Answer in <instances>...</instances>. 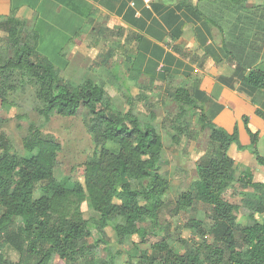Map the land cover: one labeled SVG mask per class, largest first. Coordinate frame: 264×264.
<instances>
[{
    "label": "trees",
    "instance_id": "trees-1",
    "mask_svg": "<svg viewBox=\"0 0 264 264\" xmlns=\"http://www.w3.org/2000/svg\"><path fill=\"white\" fill-rule=\"evenodd\" d=\"M200 1L188 3L186 7L195 10L198 16L205 15L200 10ZM227 1L228 4L217 0L208 5L229 8L232 0ZM236 1L239 6L238 0L232 2ZM205 16L214 22L217 18L211 10ZM0 32H4L0 41L5 43L0 52V78L26 75L41 103L38 111L46 119L54 113L74 116L84 107L97 128L99 140L96 142L99 146L82 163L83 181L72 180L69 187V176L58 180L54 175L60 166L61 150L55 137L31 124L22 138L23 154H20L12 150L0 131V236L12 242L22 255L26 254L25 260L32 264H57L58 261L68 264L85 256L90 248L87 238L91 236L93 224L84 218L81 205L88 200L92 210L99 214L95 228L102 235L94 247L107 245L104 228L110 223L118 244L134 234L142 244H149L150 252L141 250L137 260L128 264H264V219L256 216L264 213V182L254 181L251 173L237 180L262 194L261 199L243 200L250 210L245 224L238 221L239 204L230 202L224 195L236 180L235 161L229 150L232 146L246 149L236 125L231 130L217 125L183 86L169 92L179 108L176 117L171 119L177 132H186V108H189L198 115L201 127L208 130L209 140L217 145V155L197 165L195 191L188 192L187 196L182 194L180 200L184 205L193 197L207 205L209 221L189 218L186 226L212 239H204L195 249L180 253L165 235L155 234L153 230L141 231L138 227L146 219L157 223L164 205L162 196L170 188L169 180L159 172L163 142L152 123L155 114H151V121L142 123L132 110L123 113L116 108L101 83L86 78L71 86L62 81L59 73L67 64L66 58L58 63L37 58L39 35L33 22L27 23L12 12L0 19ZM246 34L241 35V44L253 45L254 41L248 42ZM241 83L264 89V67L250 68L241 76ZM0 99L2 103L8 102L3 90H0ZM256 113L264 119L262 110L257 109ZM242 119L255 159L264 168V153L260 154L256 146L259 134L250 129L247 116ZM171 138L177 142L178 134L172 133ZM125 177L137 181L138 188H133ZM17 223L21 225L17 227ZM100 263L117 264L114 257Z\"/></svg>",
    "mask_w": 264,
    "mask_h": 264
},
{
    "label": "rangeland",
    "instance_id": "rangeland-1",
    "mask_svg": "<svg viewBox=\"0 0 264 264\" xmlns=\"http://www.w3.org/2000/svg\"><path fill=\"white\" fill-rule=\"evenodd\" d=\"M201 1L202 3H207L208 0ZM224 1L227 4L229 3L227 0ZM238 1L241 9H246L250 6L262 7L264 4V0ZM2 18L0 17V19ZM239 24L244 29L247 26V20L241 19ZM83 25L84 23H79L80 30L77 34L60 32L57 37L46 40L44 42L46 46L39 48L40 54H37V58H40L39 56L41 55V57L53 63H58L60 59L68 58L75 45L81 43L82 39L80 36L82 35L81 29H83ZM262 26V32L257 34V39L252 42L253 45L246 47V52L250 55L242 54L246 59L253 58L254 62L261 55L262 59H264V39L262 40L264 37L262 36L264 34V21ZM1 34L3 35L4 32H0ZM4 46L5 43L0 41V52H3ZM82 49V51L78 50L81 58L82 55L80 54L86 51L84 47ZM61 53L64 54L63 57L60 56ZM123 53L116 57L117 64L115 63V68L122 67L120 61L123 59ZM99 58L100 55L96 57V63H94L90 62L89 58L86 57L84 61L76 63L77 67L71 62L66 68L63 67L61 73H59L60 78L71 86L82 83L86 78H91L101 83L116 108L123 113L128 109L132 110L133 114L142 123L151 121V114L154 113L155 117L152 123L162 137L163 150L159 161V172L169 180L170 188L162 196L164 205L159 213L157 223L155 224L151 219H146L139 223L138 227L141 231L153 230L155 234L165 235L168 243L180 253L185 250L195 249L204 239L211 241L212 238L210 236L204 238L203 235L186 226L189 218L203 220L204 223H207L210 218L207 205L193 197L190 198V203L183 205L180 202L182 194L187 196L188 192L195 191V185L198 180V163L217 155V145L209 140L208 130L201 127L198 115L191 109L186 108L185 120L188 123L187 126H184L186 132L178 133L175 127L171 125V119L176 117L179 108L169 93V91H172L169 90L170 88L162 89V87L155 86L152 83L143 84L138 80L125 76V72L123 73L124 77L121 75V78L112 79L105 68L97 65ZM87 64L88 67H86ZM14 76V79L11 76H2L0 78V90H3L8 100L7 103H2L0 99V131L6 136L12 146V150L23 154L22 138L27 133L28 127L33 124L39 127L44 134L55 137L61 145V150L58 153L60 166L55 169V177L61 180L69 176L71 180L68 184L69 187L72 186V180L77 179L82 182V163L99 146L98 144L96 145V142L99 141L97 128L92 125L86 109L80 107L74 116L65 117L54 113L46 119L38 111L41 103L36 98L34 85L27 81L26 75L14 74ZM182 125L184 124L182 123ZM250 127L259 134L256 146L258 152L263 154L264 126H261L259 130L254 125H250ZM172 133L178 134L177 142L172 140ZM248 139L249 135L243 128L240 134V141L247 143ZM110 145L107 144L106 146ZM229 154L235 161L236 180L225 191L224 195L230 202L239 204L238 221L241 224H245L249 221L247 214L250 210L244 205L243 200L261 199L262 194L257 190L242 186L237 180L245 174L251 173L254 181L264 182V168L256 161L253 148L250 145H247L244 150H239L232 146ZM125 180H129L133 188H138L137 181L130 180L128 177H125ZM81 210L84 218H87L93 224L91 236L87 238L90 248L88 247V252H86L85 256L78 257L74 262L68 264H101L100 262L110 260L111 257L115 258L117 264H128V262L137 260L141 250H149V244H142L137 234L128 236L123 243L118 244L117 235L111 223L104 228L107 245L105 247H94L95 241L102 236L95 228L99 214L92 210L88 200L82 203ZM256 216L259 220L264 219V213ZM20 225L21 223L16 224L17 227ZM25 255H22L18 248L12 242L7 241L3 235L0 236V264H17V262L32 264V261L25 260ZM57 264L65 263L58 261Z\"/></svg>",
    "mask_w": 264,
    "mask_h": 264
},
{
    "label": "crops",
    "instance_id": "crops-1",
    "mask_svg": "<svg viewBox=\"0 0 264 264\" xmlns=\"http://www.w3.org/2000/svg\"><path fill=\"white\" fill-rule=\"evenodd\" d=\"M212 1L217 3L200 1L199 7L205 15L210 10L215 13V22L186 7L197 0H0V17L14 12L27 23L33 22L38 48L60 32L77 34L79 23H84L81 43L68 55L64 68L71 62L77 67L86 57L96 63L102 55L97 65L112 79L124 77L125 72V76L162 89L183 86L217 125L228 130L236 125L240 138L243 116L248 117L249 127L259 130L264 126V119L256 113L257 109L264 112V89L241 83L250 68L264 67V59L261 55L254 62L243 57V53L250 55L246 52L250 45L240 42L246 31L248 42L261 34L264 7L241 9L232 0L229 8H212L208 5ZM241 19L247 20L244 29ZM82 47L86 51L81 58L78 50ZM122 53V67L115 68V59ZM249 143L248 139L243 144L247 147Z\"/></svg>",
    "mask_w": 264,
    "mask_h": 264
},
{
    "label": "built area",
    "instance_id": "built-area-1",
    "mask_svg": "<svg viewBox=\"0 0 264 264\" xmlns=\"http://www.w3.org/2000/svg\"><path fill=\"white\" fill-rule=\"evenodd\" d=\"M148 1V0H147Z\"/></svg>",
    "mask_w": 264,
    "mask_h": 264
}]
</instances>
